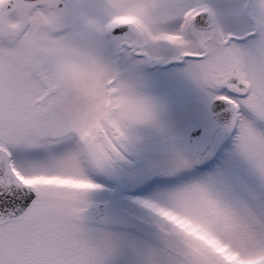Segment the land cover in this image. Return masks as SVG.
<instances>
[{
	"label": "snow or ice",
	"instance_id": "snow-or-ice-1",
	"mask_svg": "<svg viewBox=\"0 0 264 264\" xmlns=\"http://www.w3.org/2000/svg\"><path fill=\"white\" fill-rule=\"evenodd\" d=\"M0 264H264V0H0Z\"/></svg>",
	"mask_w": 264,
	"mask_h": 264
}]
</instances>
